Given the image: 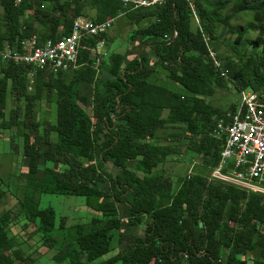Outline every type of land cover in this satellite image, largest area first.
I'll list each match as a JSON object with an SVG mask.
<instances>
[{"label": "trees", "instance_id": "obj_1", "mask_svg": "<svg viewBox=\"0 0 264 264\" xmlns=\"http://www.w3.org/2000/svg\"><path fill=\"white\" fill-rule=\"evenodd\" d=\"M0 4V48L67 35L78 16L116 17L114 26L121 17L128 30L85 37L75 69L33 79L28 66L0 59V130L22 139L26 169L0 175V204L14 200L0 213V264H33L25 244L36 236L53 264H264V194L209 179L223 145L212 134L215 116L237 105L217 106V90L232 84L264 101V29L252 39L251 26L230 27L239 15L263 27L264 0H196L203 31L185 0ZM117 37L126 44L93 56ZM183 146L202 161L175 182L161 166L184 158ZM44 193L84 196L92 216L69 223L40 205ZM14 225L21 233L10 234Z\"/></svg>", "mask_w": 264, "mask_h": 264}, {"label": "built area", "instance_id": "obj_2", "mask_svg": "<svg viewBox=\"0 0 264 264\" xmlns=\"http://www.w3.org/2000/svg\"><path fill=\"white\" fill-rule=\"evenodd\" d=\"M20 3L22 0H15ZM132 8H149L161 5L167 0H121ZM192 12L194 21L203 31L196 0H185ZM116 17L102 22L78 16L69 34L40 41L38 34L26 37L15 44L6 43L0 48V59L13 61L29 67L28 76L33 79L38 70L54 73L75 69L82 41L90 35H100L114 26ZM176 35V32L175 34ZM214 64L220 68L221 60L211 48L210 37L204 35ZM101 41L97 45H102ZM226 72H222L225 75ZM236 108L225 110L215 116L212 134L223 139L220 160L211 172L209 179L235 185L247 191L264 194V101L258 93L242 94ZM193 161L188 173H193Z\"/></svg>", "mask_w": 264, "mask_h": 264}, {"label": "rangeland", "instance_id": "obj_3", "mask_svg": "<svg viewBox=\"0 0 264 264\" xmlns=\"http://www.w3.org/2000/svg\"><path fill=\"white\" fill-rule=\"evenodd\" d=\"M215 1V0H210ZM253 1H261V0H253ZM231 8L222 11L223 14L230 13ZM3 14V7L0 4V19ZM240 17L237 19H232L230 22V27H247L251 26L252 29L249 33L252 39L258 37L259 32L261 29H264V26H253L252 19L249 16L239 15ZM122 27L121 23H117L115 27L113 26L110 30V34L114 35H121L124 36L125 31H120ZM115 30V31H114ZM230 34V33H229ZM228 34V35H229ZM264 37V34L262 35ZM235 35L233 36L232 40H234ZM264 43V38L262 40ZM126 44L123 39L120 37L115 39V42L111 45L110 51L114 48ZM134 47H137V43L134 44ZM222 50H229V47L224 44L222 45ZM131 55L130 57H132ZM229 88H219L213 97L214 103L217 106L222 108H227L230 104L234 103L237 104L240 101V93L239 91L232 85ZM210 100V99H208ZM12 102H9L8 112L10 110ZM51 106L46 105L42 107V111L40 110L41 114H43L46 118H49L48 112L52 111ZM47 112V113H46ZM53 112L55 115V106L53 107ZM166 131H163L165 133ZM15 137V136H14ZM12 136L11 130H0V175L3 177L12 176L15 177V173L19 171V167L23 163V151H22V139ZM13 138L16 143L15 146L13 145ZM14 143V144H15ZM15 147V148H13ZM183 153L184 158H172L169 156L167 160L162 164L161 169L164 170L166 173H170L176 182V179L179 177L180 174L186 173L189 170L193 161L201 162L202 158L200 156H195L194 154L188 153L185 146L181 147L180 149ZM179 155V154H178ZM179 156H182L179 155ZM22 171L26 170L25 167L21 166ZM18 174V173H17ZM3 202V203H2ZM0 204V213L1 211L7 207L14 204V200L10 197L4 199ZM40 205L42 207H53L56 212L60 216H67L69 223H75L78 221H85L91 217L92 211L86 205V199L84 196L80 195H73V194H51V193H44L40 196ZM21 225H14L10 229V234L21 233ZM28 230L34 231L33 228L29 227ZM25 234L24 232H22ZM29 249L27 250L28 254L32 256L34 259L33 264H53L54 262L51 260L52 252L46 246H40L38 243V237L36 236L34 239L25 244V247ZM40 246V247H39Z\"/></svg>", "mask_w": 264, "mask_h": 264}, {"label": "water", "instance_id": "obj_4", "mask_svg": "<svg viewBox=\"0 0 264 264\" xmlns=\"http://www.w3.org/2000/svg\"><path fill=\"white\" fill-rule=\"evenodd\" d=\"M110 42L109 41H104L102 45H97L96 50L93 51V56H95L97 53L101 52L103 54L107 53V50L109 48Z\"/></svg>", "mask_w": 264, "mask_h": 264}, {"label": "crops", "instance_id": "obj_5", "mask_svg": "<svg viewBox=\"0 0 264 264\" xmlns=\"http://www.w3.org/2000/svg\"><path fill=\"white\" fill-rule=\"evenodd\" d=\"M122 22H123V20H122V18L120 17L118 23H121V24H122ZM114 27H115V26H114ZM114 31H115V30H114ZM120 31H125V33H126V31H128V30H127V28L124 26V27H121ZM114 42H115V41H114ZM111 45H112V44L109 45V48L111 47ZM109 48H108V50H109ZM108 50H107V52H108Z\"/></svg>", "mask_w": 264, "mask_h": 264}, {"label": "bare ground", "instance_id": "obj_6", "mask_svg": "<svg viewBox=\"0 0 264 264\" xmlns=\"http://www.w3.org/2000/svg\"><path fill=\"white\" fill-rule=\"evenodd\" d=\"M221 65H222V62H221ZM250 93H254V92H248V91H246V90H243V91H242V94H250Z\"/></svg>", "mask_w": 264, "mask_h": 264}]
</instances>
